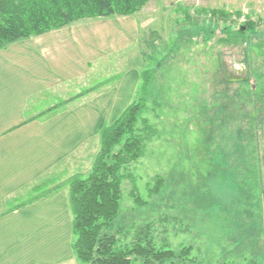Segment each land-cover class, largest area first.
<instances>
[{"label":"rangeland","instance_id":"374dc122","mask_svg":"<svg viewBox=\"0 0 264 264\" xmlns=\"http://www.w3.org/2000/svg\"><path fill=\"white\" fill-rule=\"evenodd\" d=\"M110 19L67 27L91 23L99 33L105 22H126L131 44H108L115 52L93 65L90 78L33 101V109L118 76L79 99L112 90L128 72L135 84L129 105L140 97V74L149 71L135 125L143 152L122 172L114 225L120 247L143 232L156 249L178 256L189 248L171 264H264V0H149L132 16ZM247 23L253 29L246 31ZM226 67L247 68L248 81L227 83ZM97 149L94 140L70 160L61 181L86 176Z\"/></svg>","mask_w":264,"mask_h":264},{"label":"crops","instance_id":"0c3cea01","mask_svg":"<svg viewBox=\"0 0 264 264\" xmlns=\"http://www.w3.org/2000/svg\"><path fill=\"white\" fill-rule=\"evenodd\" d=\"M105 23L98 36L88 23L83 30L64 27L0 51V264L74 260L66 189L9 212L7 206L25 200L26 191L44 177L62 182L67 163L98 143L101 128L131 101L134 77L128 72L112 90L77 99L56 115L34 119L41 112L34 109L25 115L29 103L90 78L93 65L115 52L108 44L117 42L122 49L131 44L128 23L120 28Z\"/></svg>","mask_w":264,"mask_h":264},{"label":"trees","instance_id":"16d2710c","mask_svg":"<svg viewBox=\"0 0 264 264\" xmlns=\"http://www.w3.org/2000/svg\"><path fill=\"white\" fill-rule=\"evenodd\" d=\"M149 0H0V51L22 40L39 37L60 30L76 22L91 19L128 17L138 12ZM224 17L223 13H216ZM253 29L251 23L244 25ZM241 28V27H240ZM239 31L241 33V30ZM149 71L140 74L139 99L130 103L110 124L104 125L98 136V149L86 176L75 174L58 183V178L47 176L26 191V199L10 201L7 212L41 199L49 198L66 189L71 214V250L83 264H168L185 255L171 250L156 249L150 240L139 233L133 243L120 247L119 231H114L121 201L123 170L134 163L143 152L144 138L136 134L135 125L144 109V94ZM118 76L96 83L66 100L55 98V103L39 112L34 119L53 116L71 104L102 87L117 81ZM45 97H49L46 95ZM46 104V101H40ZM35 105L29 103V114ZM31 108V110H30ZM26 119V121H30ZM146 131L150 130L144 125ZM157 181L151 194H156ZM135 203L141 200L131 192Z\"/></svg>","mask_w":264,"mask_h":264},{"label":"water","instance_id":"95a60500","mask_svg":"<svg viewBox=\"0 0 264 264\" xmlns=\"http://www.w3.org/2000/svg\"><path fill=\"white\" fill-rule=\"evenodd\" d=\"M241 31L245 30V27L240 28ZM241 75L237 78H230L226 77V82L227 83H242V82H247L248 81V70L245 67H242L240 69Z\"/></svg>","mask_w":264,"mask_h":264},{"label":"flooded vegetation","instance_id":"af4514ba","mask_svg":"<svg viewBox=\"0 0 264 264\" xmlns=\"http://www.w3.org/2000/svg\"><path fill=\"white\" fill-rule=\"evenodd\" d=\"M226 77H230V78H237L241 75L240 72V67H236V68H231L230 67H226ZM263 235H264V225H263Z\"/></svg>","mask_w":264,"mask_h":264}]
</instances>
